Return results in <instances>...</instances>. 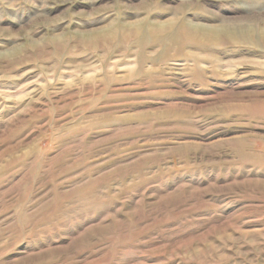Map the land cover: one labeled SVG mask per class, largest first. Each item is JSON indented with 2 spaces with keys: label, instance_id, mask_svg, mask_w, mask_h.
<instances>
[{
  "label": "rangeland",
  "instance_id": "rangeland-1",
  "mask_svg": "<svg viewBox=\"0 0 264 264\" xmlns=\"http://www.w3.org/2000/svg\"><path fill=\"white\" fill-rule=\"evenodd\" d=\"M0 264H264V0H0Z\"/></svg>",
  "mask_w": 264,
  "mask_h": 264
}]
</instances>
